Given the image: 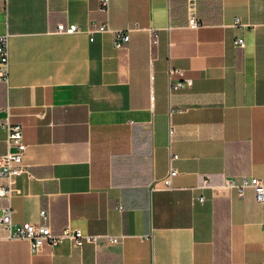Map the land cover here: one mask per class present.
<instances>
[{
  "label": "crops",
  "instance_id": "crops-1",
  "mask_svg": "<svg viewBox=\"0 0 264 264\" xmlns=\"http://www.w3.org/2000/svg\"><path fill=\"white\" fill-rule=\"evenodd\" d=\"M194 1L197 27L187 0H110L108 13L98 0H0L10 63L0 119L22 124L29 171L0 207L10 202L15 222H42L45 208L53 232L97 235L37 253L0 238V264H264L252 188H200L205 177L264 180V0ZM105 20L131 29L122 47L111 31H57ZM169 66L192 84L170 89Z\"/></svg>",
  "mask_w": 264,
  "mask_h": 264
},
{
  "label": "built area",
  "instance_id": "built-area-1",
  "mask_svg": "<svg viewBox=\"0 0 264 264\" xmlns=\"http://www.w3.org/2000/svg\"><path fill=\"white\" fill-rule=\"evenodd\" d=\"M110 0H98V10L108 13ZM188 26L197 27L202 24L201 20L196 15V3L194 0H187L186 2ZM239 23V18L236 17L234 24ZM85 30L89 33L90 40L93 39L94 32L111 31L113 34V44L116 48H120L126 41L130 39L131 29H112L109 23L105 20L103 22L91 21L87 28H82L77 23L64 24L59 22L57 24V31L73 33L75 31ZM151 43L155 44L158 41L157 32H151ZM238 46H244L245 41L242 36L235 39ZM9 46L8 34L0 35V80L8 82L9 78ZM168 76L170 80V89H178L185 85H191V77L184 74V70L179 67L169 66ZM151 99L154 95L151 94ZM0 125L6 131L7 150L0 155V198L10 199L13 193L19 192L16 186L17 177L23 173L28 172L27 165L24 163V156L26 152V143L23 138L22 124L19 122L10 123L8 120L2 121ZM173 128H170V132ZM178 155L174 153L172 159H176ZM177 173L176 167L171 165L168 173L162 177L161 181L164 186L170 188L172 176ZM210 187L213 192L217 193L221 187L233 188L242 195L246 188H252L255 199L264 203V180L257 175H238L226 179L223 185H210L209 180L205 177L200 185V188ZM200 201L204 200L203 195H199ZM13 208L10 202L3 204L0 207V238L9 239H26L29 242L30 250L34 253L43 250L45 243L55 246L64 240H69L73 245L80 246L85 242L95 241L97 235L84 233L81 229L69 225L64 226L60 231L53 232L47 223L48 213L45 208L40 209L39 214L43 219L42 222L22 221L15 222L12 218ZM110 242H116L118 237L116 235H108Z\"/></svg>",
  "mask_w": 264,
  "mask_h": 264
}]
</instances>
